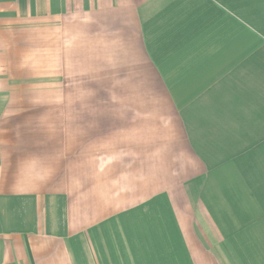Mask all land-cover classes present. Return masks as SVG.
I'll return each instance as SVG.
<instances>
[{"label": "crops", "instance_id": "crops-1", "mask_svg": "<svg viewBox=\"0 0 264 264\" xmlns=\"http://www.w3.org/2000/svg\"><path fill=\"white\" fill-rule=\"evenodd\" d=\"M78 18L141 85L119 121L23 148L19 52L37 32L64 66ZM0 264H264V0H0Z\"/></svg>", "mask_w": 264, "mask_h": 264}, {"label": "rangeland", "instance_id": "rangeland-1", "mask_svg": "<svg viewBox=\"0 0 264 264\" xmlns=\"http://www.w3.org/2000/svg\"><path fill=\"white\" fill-rule=\"evenodd\" d=\"M65 25L67 32L76 29V34L65 36L64 66L42 64L46 59L57 62L62 52H57L52 42L43 44L44 36L37 32L26 36L31 44L23 43L27 50L19 52L24 54L25 61L24 66L14 68L19 78V93L12 99L7 120L23 148L32 143L33 150H41L43 144H55L57 125L61 129L65 126L72 134L73 129L77 133L87 129L89 123L119 121L120 107L127 101L122 98V92L136 90L141 85L133 81L131 68L123 64L121 50L97 52L98 57L89 54L87 18L66 19ZM111 39L113 46H120L118 42L123 36L117 33ZM130 54L135 59L138 57L135 51H129ZM141 69L146 78L145 90L157 89L147 65ZM144 101L148 104L154 100Z\"/></svg>", "mask_w": 264, "mask_h": 264}]
</instances>
